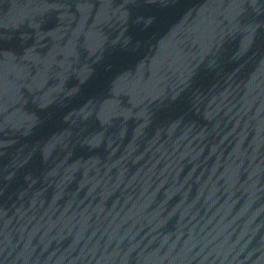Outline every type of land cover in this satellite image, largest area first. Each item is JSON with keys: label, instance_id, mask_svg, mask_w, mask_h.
Here are the masks:
<instances>
[{"label": "water", "instance_id": "95a60500", "mask_svg": "<svg viewBox=\"0 0 264 264\" xmlns=\"http://www.w3.org/2000/svg\"><path fill=\"white\" fill-rule=\"evenodd\" d=\"M0 264H264V0H0Z\"/></svg>", "mask_w": 264, "mask_h": 264}]
</instances>
